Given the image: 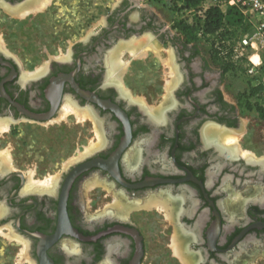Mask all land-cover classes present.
<instances>
[{"label": "flooded vegetation", "instance_id": "flooded-vegetation-1", "mask_svg": "<svg viewBox=\"0 0 264 264\" xmlns=\"http://www.w3.org/2000/svg\"><path fill=\"white\" fill-rule=\"evenodd\" d=\"M38 1L0 0V15ZM140 2L117 0L70 52L33 70L0 46V121L68 116L74 145L98 132L45 187L0 159V229L26 244L27 264H264V156L235 153L217 134L242 129L227 72L206 57L201 33L190 39L179 19ZM141 35L137 52L173 55L174 76L168 88L163 76L156 83L166 98L155 108L128 94L123 62L107 63Z\"/></svg>", "mask_w": 264, "mask_h": 264}, {"label": "rangeland", "instance_id": "rangeland-1", "mask_svg": "<svg viewBox=\"0 0 264 264\" xmlns=\"http://www.w3.org/2000/svg\"><path fill=\"white\" fill-rule=\"evenodd\" d=\"M51 2L53 4L48 5V3V7L46 6L47 8L42 12L30 14L28 17L22 18L19 13L0 15V38L2 39H0V46L13 54L24 70L40 67L50 61L52 56H65L78 38L103 20L102 16L114 6L117 0H52ZM58 2H62L63 5L56 7ZM67 2L70 4L68 5ZM144 2L158 6L161 19L176 18L168 1L144 0ZM185 10L178 16L179 20H184L183 15L187 16L186 18H199L200 12L197 8L187 7ZM198 43L211 63L215 62L223 66V60L216 55L217 51L214 50L211 41H198ZM219 46L218 43L215 44V49ZM166 49H168L167 55L160 51L157 52L159 56L152 52L153 55L149 56L147 53L141 54V58H137L140 55L134 56L131 52L123 53V55H113V52H109L107 63L109 62L112 67V59L121 60L123 67L120 70L123 73L130 63L131 68L136 72L137 69L142 68L152 70V77L148 80L137 73L134 76L131 72L128 76L126 75L127 77L122 76V73L119 80L121 78L129 95L140 98L148 106L155 108L154 106L158 105V95H162V102L166 98V93L164 90H158L155 94L157 81L154 84L150 82L155 80L157 74H161L166 81L165 87L168 88L174 76L173 55L169 48ZM146 55L147 57H144ZM134 58L137 59L133 60ZM121 62H117L116 68L121 67ZM249 80L256 82L257 78L227 72L224 89L227 98L237 102L238 95L247 89ZM127 84L133 85L134 89H130ZM238 105L243 128L237 133L225 132L223 135L228 133L229 136L236 138L237 140L234 142L232 139L230 144L236 143L242 153L246 152L248 156H264V120L255 110L249 111L242 107L239 100ZM70 111L73 110L68 108L65 113L70 114ZM66 119L72 118L67 116L47 124L21 122L15 126H8L7 130L0 132L1 162L11 168L22 170L33 179L48 180L60 174L67 162L97 143L98 134L97 130L92 135L86 134L88 136L86 139L74 145L70 141L76 125L71 121L66 122ZM5 153L9 154L10 162L7 157L4 158ZM90 189L87 186L85 190L87 199ZM4 230L6 232L0 229V264H27L26 244L13 233L11 234L14 236L7 233L9 230Z\"/></svg>", "mask_w": 264, "mask_h": 264}, {"label": "built area", "instance_id": "built-area-1", "mask_svg": "<svg viewBox=\"0 0 264 264\" xmlns=\"http://www.w3.org/2000/svg\"><path fill=\"white\" fill-rule=\"evenodd\" d=\"M167 1L169 5L175 6L172 7V10H174L176 19L187 9L183 7L184 2L181 0ZM212 6L224 11L235 6L246 16L251 24L250 31L227 39L226 46L221 51V56L227 61L233 62L235 66L243 62L246 68L244 74L257 77V81H253V84L264 83V75H261L262 66L264 65V0H202L197 7H192V9L197 8L199 10V18H186L187 16L183 15V21L189 24L203 21L206 10ZM198 33H201L207 40V36L202 30Z\"/></svg>", "mask_w": 264, "mask_h": 264}, {"label": "trees", "instance_id": "trees-1", "mask_svg": "<svg viewBox=\"0 0 264 264\" xmlns=\"http://www.w3.org/2000/svg\"><path fill=\"white\" fill-rule=\"evenodd\" d=\"M181 1L184 2L183 7L187 8L197 7L202 0ZM169 6L171 8L175 7ZM177 27L188 33L192 40L196 39L198 31L202 30L207 36V40L211 41L214 50L217 51L216 55L222 58L225 72H232L234 75L238 74V76L244 74L246 68L243 62L235 66L233 62L227 61L221 56V51L226 46L225 42L227 39L249 32L251 29V24L248 22L246 16L237 7H229L224 11L212 6L206 10L203 21H198L196 24H189L183 20H179ZM217 43L220 46L215 49V44ZM261 72V75H264V65L262 66ZM248 83L247 89L238 95L239 104L246 110H255L259 117L264 120V83L258 82L253 84V80H249Z\"/></svg>", "mask_w": 264, "mask_h": 264}, {"label": "bare ground", "instance_id": "bare-ground-1", "mask_svg": "<svg viewBox=\"0 0 264 264\" xmlns=\"http://www.w3.org/2000/svg\"><path fill=\"white\" fill-rule=\"evenodd\" d=\"M49 1L50 0H39L38 2H37V4L35 5V6H33V7H29V8H25V9H23V10H21L19 13H20V15H21V17L23 18V17H25V16H27V14H28V12H32V11H42L43 9H45L46 8V6H47V4L49 3ZM1 39V38H0ZM2 40V39H1ZM139 44V43H138ZM129 52H131V54H133L134 56L136 55H141L142 53L141 52H137V46L135 47H133V48H129ZM117 62H121V60H119V59H112V63H113V68L112 69H115L116 67H117ZM69 105V104H68ZM67 108H69V107H67L66 106V111H68V109ZM71 108H73V107H71ZM74 110H75V108H73ZM73 109H71V110H73ZM65 112V111H64ZM63 112V113H64ZM69 113V112H68ZM8 125H9V123L7 122V121H0V132H2V131H5V130H7L8 129ZM215 133H216V131H215ZM223 133L224 132H222V131H220V133H217L218 134V137L219 138H221V140H222V142H224V145L225 144H227V147L230 145V147H231V149L236 153L237 151H239L240 150V148H238L239 146L236 144V143H233V144H230V142H232L233 140L232 139H234V142L237 140L236 138H234V137H232V136H229V134L227 133V134H225V135H223ZM232 140V141H231ZM241 151V150H240ZM227 153V152H226ZM3 154V153H2ZM243 155H248V153H246V152H243ZM5 157H7L8 158V160H9V162H10V156H9V154L7 153H5V155H4V158ZM7 161V160H6ZM50 178V177H49ZM54 178H56V176L55 177H51V179H46V180H35V179H33L32 177H30V180H29V185L30 186H48V185H50V184H52V182L54 181ZM93 185V184H92ZM90 186V185H89ZM176 248V247H175ZM25 254V253H24Z\"/></svg>", "mask_w": 264, "mask_h": 264}, {"label": "crops", "instance_id": "crops-1", "mask_svg": "<svg viewBox=\"0 0 264 264\" xmlns=\"http://www.w3.org/2000/svg\"><path fill=\"white\" fill-rule=\"evenodd\" d=\"M140 1H142V2H140L141 4H143V5H147V6H149L150 8H152L157 14H159L160 12H159V8H158V6H156L155 4H149L148 2L146 3V2H144V0H140ZM139 4V3H138ZM159 15H161V14H159ZM143 39H145V36H135L134 38H132V40H130V41H128V42H125L124 44H121L117 49H115V50H113L112 52V54L113 55H116V54H118V55H123V53L124 54H127L128 52V48H133L134 46L136 47L137 46V44H138V42H139V40H143ZM149 55V54H148ZM135 59H137V58H134L133 60H135ZM132 60V61H133ZM131 64V63H130ZM130 64L128 65V67L126 68V70L124 71V73H123V75L122 76H124V77H127L128 75H129V72H131L134 76L135 75H139L140 77H142L143 79H146V80H148V79H150L151 77H152V73H153V71L151 70H145V68H142L141 70H138L137 69V72L136 71H133V69L131 68L132 67V65L130 66ZM135 73H137V74H135ZM127 75V76H126ZM162 77V75L161 74H157L156 76H155V80H153V81H151L150 83L151 84H154V82H158V80L160 79ZM143 82H144V80H143ZM128 85V87L130 88V89H134V86L133 85H131V84H127Z\"/></svg>", "mask_w": 264, "mask_h": 264}, {"label": "water", "instance_id": "water-1", "mask_svg": "<svg viewBox=\"0 0 264 264\" xmlns=\"http://www.w3.org/2000/svg\"><path fill=\"white\" fill-rule=\"evenodd\" d=\"M75 86L78 87L76 83H75ZM98 101H99L101 104L106 105V104H105L106 102H104V100L98 99ZM112 107H113V105H112ZM115 109H116V110H120V109H118V107H115ZM123 114H124V113H123ZM241 128H243V121H242V120H241ZM93 163H94V162H93ZM97 164H99V165H100V164H101V165H104V160H101V163H97ZM87 165H88V164H87Z\"/></svg>", "mask_w": 264, "mask_h": 264}]
</instances>
